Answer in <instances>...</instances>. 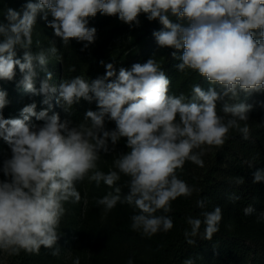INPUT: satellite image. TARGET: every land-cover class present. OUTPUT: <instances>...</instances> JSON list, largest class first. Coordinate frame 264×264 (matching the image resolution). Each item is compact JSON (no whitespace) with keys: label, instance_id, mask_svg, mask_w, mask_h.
Masks as SVG:
<instances>
[{"label":"clouds","instance_id":"1","mask_svg":"<svg viewBox=\"0 0 264 264\" xmlns=\"http://www.w3.org/2000/svg\"><path fill=\"white\" fill-rule=\"evenodd\" d=\"M97 13L117 17L130 28L141 25L142 15L149 22L158 21L162 27L152 32L157 46L172 49V58L179 61L177 71L196 72L207 87L196 83L187 96L172 94L171 79L155 54L118 72L107 63L105 74L92 80L77 75L58 86L50 83L53 75L46 66L50 58L63 57L53 42L46 50L39 40L34 43L37 18L64 47L73 39L84 42L83 51L95 42L97 29L88 25ZM3 18L0 80H14L18 68V86L33 96L42 95L48 107L37 112L31 103L18 118H5L7 93L0 90V139L10 152L0 162V252L39 254L43 247L59 256L65 205L81 200L77 184L85 180L113 189L96 201L105 213L118 203L133 209V231L147 238L168 233L174 227L173 203L200 191L178 171L187 162L203 167V157L222 148L233 131L250 139L253 105L239 97L264 93V0H26L19 10L7 7ZM33 45L39 50L33 51ZM17 49L23 50L20 58ZM37 69L46 73L39 88ZM68 70L74 72L75 66ZM53 95L69 116L82 99L94 102L96 110H87L76 124L61 120L58 113L49 115ZM33 117L43 123H32ZM109 122L115 127L108 128ZM122 139L127 151L118 152ZM113 153L112 167L101 171L102 156ZM234 182L243 184L244 178ZM252 182L264 183V167L253 172ZM122 187L127 188L124 194ZM239 199L235 194L229 197L233 203ZM196 207L202 211L198 217H186L188 227L183 230L190 246L197 237L212 240L223 216L220 206L206 210L204 198ZM255 211L251 205L243 209L245 216ZM257 219L264 221V211ZM73 264H80L78 256ZM183 264H194V259Z\"/></svg>","mask_w":264,"mask_h":264},{"label":"trees","instance_id":"2","mask_svg":"<svg viewBox=\"0 0 264 264\" xmlns=\"http://www.w3.org/2000/svg\"><path fill=\"white\" fill-rule=\"evenodd\" d=\"M25 2L26 0H0V21L4 19L3 12L7 7L19 10ZM116 19L117 17L99 13L91 18L88 26L97 29L96 39L82 51L84 42L73 39L64 47L62 40L38 17L33 35L34 43L39 40L41 47L46 50L50 47V42H53L63 57L62 61L50 58L46 66L47 72L53 75L50 83L58 86L63 79L77 75L92 80L105 74L104 65L107 63H112L118 72L120 67L130 69L133 64L144 63L155 54V58L171 79L172 94L179 95L183 92L187 96L192 85L196 83L207 87L206 81L196 72L177 71L175 65L179 61L172 58V49H160L157 46L152 32L162 27L158 21L149 22L142 15L141 25L130 28L127 24L115 22ZM124 33L130 34L127 43L114 45L112 39ZM38 50L33 45V51ZM180 54L182 53L177 52V55ZM22 55L23 50L17 49V58ZM71 66H75L74 72L68 70ZM37 71L36 87L39 88L40 80L45 78L46 73L39 69ZM20 78L17 68L14 80H0V90L7 93L8 100L2 110L5 118H18L22 108L31 103L36 104L37 112L48 107L42 103V95L33 96L23 86H18ZM55 99L53 95L49 115L58 113L61 120L71 119L74 124L82 120L87 110H96L94 102L90 104L82 99L73 106L72 115L69 116L56 104ZM239 101L253 105L248 121L250 139L245 141L239 133L233 131L222 148H213L203 157V167L187 162L183 170L178 171L181 179L200 191L188 199L180 197L173 203L170 215L174 227L168 233L147 238L133 231L130 227L133 209L129 205L118 203L105 213L103 206L96 203L98 199L112 192V188L103 182L99 186L95 182H82L77 184L81 200L76 204L65 205L67 211L59 228L60 255L52 256L50 250L41 247L39 254L21 252L14 256L16 264H61V252L67 251L70 246L75 251L72 264L77 256L80 264H127L129 258L133 260V264H183L190 257L194 259V264H264V221L258 222L257 219L259 213L264 211V183L252 182L253 172L264 167V93H254L251 96L241 93ZM32 123L43 122L36 121L33 117ZM107 127L111 129L115 125L109 122ZM2 144L5 142L0 139V149ZM117 151H127L123 139L117 145ZM115 155L113 153L102 156L99 169L108 172ZM249 164L252 166L249 167ZM236 177H243L244 183L237 185L234 182ZM125 179L126 177H122L119 183L123 185ZM126 192L127 188L122 187V194ZM233 194L240 197L234 203L229 200ZM201 198L206 199L208 211L216 206L222 208V222L219 232L212 240L197 237L195 245L190 246L184 239L183 230L188 227L186 217H198L202 211L196 207V201ZM249 205L256 211L245 216L243 209Z\"/></svg>","mask_w":264,"mask_h":264},{"label":"rangeland","instance_id":"3","mask_svg":"<svg viewBox=\"0 0 264 264\" xmlns=\"http://www.w3.org/2000/svg\"><path fill=\"white\" fill-rule=\"evenodd\" d=\"M115 22L122 23V22H120L118 20V18L116 19ZM129 37H130L129 33L120 34L116 38L112 39V42H113L114 45L118 46L121 43H127V41L129 40ZM9 154H10V152H9L8 147H7V144L6 143L2 144V148L0 149V162H2V160L4 158H6V156L9 155ZM0 178H3L2 174H0ZM85 182L86 183H91V182H89L87 180H85L83 183H85ZM85 204H87V203H85ZM74 253H75V251L73 249V246H70L69 249L67 251H65V252L62 251L61 255L63 257V260H62L61 264H72L71 263V259H72V256L74 255ZM0 264H16L15 257L14 256H9L6 253L2 252L1 255H0Z\"/></svg>","mask_w":264,"mask_h":264}]
</instances>
